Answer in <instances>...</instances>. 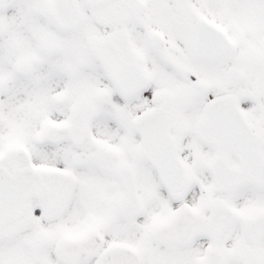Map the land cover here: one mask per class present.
<instances>
[{"label": "snow or ice", "instance_id": "snow-or-ice-1", "mask_svg": "<svg viewBox=\"0 0 264 264\" xmlns=\"http://www.w3.org/2000/svg\"><path fill=\"white\" fill-rule=\"evenodd\" d=\"M0 264H264V0H0Z\"/></svg>", "mask_w": 264, "mask_h": 264}]
</instances>
